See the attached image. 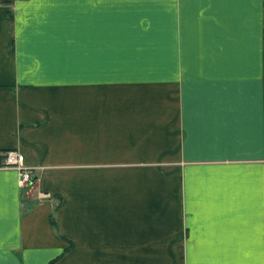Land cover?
Returning a JSON list of instances; mask_svg holds the SVG:
<instances>
[{"label":"crops","instance_id":"1","mask_svg":"<svg viewBox=\"0 0 264 264\" xmlns=\"http://www.w3.org/2000/svg\"><path fill=\"white\" fill-rule=\"evenodd\" d=\"M5 148L0 264H264V0H0Z\"/></svg>","mask_w":264,"mask_h":264},{"label":"built area","instance_id":"2","mask_svg":"<svg viewBox=\"0 0 264 264\" xmlns=\"http://www.w3.org/2000/svg\"><path fill=\"white\" fill-rule=\"evenodd\" d=\"M0 166L16 170L17 184L21 188L30 186L34 179L31 170L23 163V154L16 148H5L0 151Z\"/></svg>","mask_w":264,"mask_h":264},{"label":"trees","instance_id":"3","mask_svg":"<svg viewBox=\"0 0 264 264\" xmlns=\"http://www.w3.org/2000/svg\"><path fill=\"white\" fill-rule=\"evenodd\" d=\"M50 222H51L52 225H54V219H53L52 214L50 215Z\"/></svg>","mask_w":264,"mask_h":264}]
</instances>
